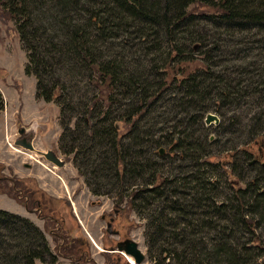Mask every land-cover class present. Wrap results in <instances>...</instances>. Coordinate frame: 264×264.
<instances>
[{"label": "rangeland", "instance_id": "obj_1", "mask_svg": "<svg viewBox=\"0 0 264 264\" xmlns=\"http://www.w3.org/2000/svg\"><path fill=\"white\" fill-rule=\"evenodd\" d=\"M103 1L97 0L98 7L103 8ZM61 3L63 0H37L30 6L34 11L43 4L47 23L43 26L36 21L41 26L39 37L52 33L55 37L52 43L27 38L29 44H35L46 55L45 68L41 64L39 68L45 85L57 95V99L47 101L37 94L36 77L25 70L29 48L21 39L20 19L8 14L0 2V90L4 100L0 109V211L29 219L43 235L51 251L42 259H34L33 264H135L133 257L110 251L109 245L125 236L139 243L145 255L141 264H178L174 253L187 251L179 246L180 240L171 238L173 230L180 234L179 238L188 236L193 246L199 245V253L226 241L238 245L247 264H264V200L258 201L259 210L249 213L250 217L258 214L256 220H249L247 226L238 220L241 204L251 201L249 204L254 206L245 208L255 211L254 190L264 191V31L249 20L237 17L228 22L211 6L191 4L187 10L195 17L189 18L190 28L186 25L177 39L189 50L199 41L202 52L194 48L198 54L193 53L189 61L172 62L173 69H178L177 74L174 70L171 73L177 77L174 82L161 69L170 52L163 30H152L146 39L140 38L136 27L138 32L134 35L126 33L125 37L106 39L96 36L98 32L93 28L89 30L96 64L116 61L115 66L129 76L122 85H132L140 76L147 78L149 83L144 82L146 90L141 98L157 91L158 98L148 111L134 118L130 111L141 104L133 89L136 84L126 94L118 86L112 89L107 81L97 78L98 69H93L70 42L72 31L89 19L82 5H91L80 0L83 11L79 10L78 16ZM116 9L120 10L118 6ZM115 16V11L110 10L102 15V20L115 21ZM159 45L162 48L157 50ZM186 70L198 76L181 85V75ZM166 79L168 86L164 84ZM196 83L201 86L197 90L201 95L189 96ZM220 92L228 93L225 100ZM109 96V102L105 101ZM61 107L65 109L63 114ZM209 113L220 121L206 123ZM134 121L142 127L141 131L153 134L152 138L145 137V145L133 140L138 134L131 132ZM34 122L38 126L36 148L55 150L65 159L64 167L10 144L19 126L29 128ZM81 124L82 131H78ZM108 128L122 145L119 152L127 153L123 165L119 163L120 171L124 169L120 176L124 188L116 184L118 153L112 149V138L99 140V134ZM174 130L180 133L179 143ZM156 141L161 144H153ZM137 153L141 154L139 159ZM255 159L257 163L249 165ZM138 162L143 167L134 168ZM203 165H207L212 186L217 189V206L224 205L225 212L219 213L207 202L195 199L200 194L192 180L198 166ZM135 187L147 192L134 198L131 189L134 191ZM152 187L158 191L155 199ZM174 188L180 194L173 192ZM184 197L186 211L181 218H175L173 207ZM115 208L120 209L119 215ZM111 215L115 218L111 230L118 229L119 235L107 230ZM176 224L179 229H175ZM8 227L3 223L0 231L6 236L5 243L15 242V247L8 244L4 248L11 255H18L11 260L25 264L22 259H28L26 252L31 247L28 240L34 237L35 247L40 240L26 230L15 237ZM225 228L232 229L230 235L235 236L227 240L222 234ZM246 244L253 250H244ZM257 246L258 251L254 249ZM179 255L185 258V254ZM191 260L187 262L192 264ZM4 263L5 258L0 256V264ZM213 264L227 262L219 259Z\"/></svg>", "mask_w": 264, "mask_h": 264}, {"label": "trees", "instance_id": "obj_2", "mask_svg": "<svg viewBox=\"0 0 264 264\" xmlns=\"http://www.w3.org/2000/svg\"><path fill=\"white\" fill-rule=\"evenodd\" d=\"M36 1L37 0H0L1 4L4 5V7L8 10L7 11L8 14H11V16H16L17 18L20 19L19 26H20L21 39L27 45V48H29V55H28L29 63L25 68L26 73L34 75L36 77L38 96L44 98L47 101H51L57 99V95H55L54 89H51L47 87V85H45L44 83L45 80L42 77L41 69L39 68L40 64L41 66H44V64L46 66L45 63L46 55H44L45 52L43 50L41 51L35 44L33 45L29 44L27 39V38L29 39L39 38L43 43L55 42L54 41L55 37L53 33L52 35L49 36H44L43 34H41V36L39 37V34L41 32V26L39 27L36 21L41 22L40 25H43V23H47V18L43 16L44 13L43 4L41 5V8L40 5L36 6L34 11H32V8H30L31 4ZM79 1L80 0H63V4L61 3L63 5V8H65L66 10L74 11L78 16H79L78 14L79 10L80 11L85 10L83 11L85 12L84 14L88 15L89 17L88 21L84 20L81 17L85 22L84 24H80L79 27L75 29V31H72L73 35L71 37L70 42L72 43L74 49L79 50V52L83 55V57L88 62V64L90 66H93V69L95 67L98 69L99 76L97 78L101 77V79L107 81L112 89L114 88V85L118 86L119 88L124 89L126 94L130 88H133L132 87L133 83L134 85L136 84L135 85L136 87L133 89H136V95L139 96V103L141 104L138 105V107L132 109L133 111L132 110L130 111L131 113L130 115L134 116V118L143 115L148 111V107L152 103H154V99L158 98L157 96H155L157 91H155L151 96H148V93L146 92L147 93L146 98L145 97L141 98L142 96H144V92L146 90V88L144 87V82L149 83L147 78H142L140 76L136 78L135 80L136 83L133 82L132 85L131 84L122 85L121 82L123 80L126 81L129 76H127L123 70L115 66L116 61L106 62L105 64H103V66L96 64L97 57L93 51V47L91 46L92 41H89V30L93 28L98 32V35L96 36L105 39L107 37L108 38H121V36L125 37L126 33H129L130 35H134L138 32L136 31L135 27L140 32V38H145V39L150 38L148 34L152 30L154 29L163 30L165 33V38L166 40H169V44H170V52L168 53V57L161 67L164 75L167 76H171L172 70L176 71L175 74H177L178 69H173L175 64H180V63L182 64L183 62L189 61V59L193 58L194 56L193 53L198 54L197 52H202L201 43L199 41L194 42L189 50L180 43H178L179 39H177V35L179 33L184 32V29L187 28L188 26H189L188 29L190 28V23L187 22L189 18L195 17L191 12L187 10L188 7L193 3L198 2L217 9L220 12V17H222L223 19H227L228 22H231L235 18L240 17L242 19L249 20V23L258 25L262 29V31H264V0H105L102 2L103 8L98 7L99 3L97 2V0H86L88 4H90L91 6L86 7L82 5L81 8L83 10L79 7L80 6ZM117 6L120 8V10L116 9ZM259 7H262V9L258 10ZM110 10L115 11L116 20L115 21L102 20V15H104L107 11L110 12ZM38 11L39 13H37ZM63 12L64 14H66L65 10H63ZM143 24H145V26H143ZM186 25L188 26L185 27ZM160 36L161 35H159V37ZM161 48L162 46L159 45L157 47V50H160ZM194 48H197L196 50L198 51L195 52ZM173 61H177V62L175 64H172ZM34 67L38 69H33ZM158 68H157V72L159 74ZM181 76H183L180 79L181 85H184L195 81L198 75H196V73H191L190 71L186 70ZM171 78H173V81L176 82L177 77L172 75ZM164 84L167 86L169 85L167 79L166 81H164ZM197 84L199 85V83H196L194 86H191L194 89L193 91L189 92L188 94L189 96L199 97L201 95V93L197 91L198 89H201V86L198 87ZM219 94L221 95V97H223L224 100L228 96L227 92H225V94L223 92L222 93L220 92ZM105 96L106 94L103 93V97ZM150 98L151 100H149ZM110 99L111 96H109L104 100L109 102ZM3 105H4L3 95L0 91V109H3ZM64 112L65 109L61 107V114H63ZM177 114H180V112H177ZM82 126H83L82 124L77 126L78 131H82L81 130ZM141 129L142 127H137L134 121L132 124L131 132L138 131V134L133 137V140L139 141L135 143L137 145H145L146 144L145 142H148V139H146L145 137L147 138L153 137V134L150 131H141ZM97 130L100 131V128H97ZM94 133H98V132L94 131ZM176 134H178L177 137L178 139H176V143L177 142L179 143V139L181 138L180 133L174 130L173 135ZM108 137H111L112 141L114 142L112 145V149L117 151L118 153V157H117L118 167L117 169L114 170L116 174L115 177L118 180L116 184H119L120 188H124V183L120 181L121 178L120 176H122L123 174L122 172L124 169L122 168V171H120L119 163H121L122 161L124 162V158H126L127 153L126 151H123V153L119 152L121 150L122 145H118L116 141L117 136L115 137V135H113V132H111L109 128L107 129V131L104 130V132H101L99 134V140L105 141ZM77 138L78 137H76L75 139ZM153 144H161V142L156 141V143L154 142ZM153 153H155L154 149H152V154ZM137 155L139 159L141 154L137 153ZM206 161H208V159H206ZM205 166L207 165L198 166V170L196 171L197 172L196 178L192 180V182L195 183L194 187L196 189L197 194H200V197H196L195 199H197V202L199 203H202L203 201L207 202V205L209 207L216 208L219 211V213H222L223 211L225 212L226 209L224 205L217 206L218 200L214 194L217 191V189L212 186L214 183L210 181V176H208V171L206 170ZM140 167H143V164L141 162H138V165L134 166V168H140ZM154 188L152 187L151 190L149 189L151 192H153V198L156 197L155 194L156 195L158 194V191H156ZM156 189H158V187H156ZM261 189H264V186H262ZM172 191L176 192V194H180L177 192V188L172 189ZM131 192H132L131 195H133V197L136 198L138 195H140V193H146L147 191L144 189H139V187H135V190L133 191L131 189ZM207 194H211L210 196L211 200L209 199V197H205ZM253 194L255 200L253 199L252 202L255 201L256 203L255 206L258 204L259 200L261 199L264 200V191L260 192V189L257 188L254 190ZM181 195L184 194L181 193ZM238 197H239L238 201L242 202V197L240 196ZM185 202L186 199L184 197L183 202L178 201L177 203H175V206L173 207L175 218L176 217L181 218V216L184 215L183 213L186 211V208H184L183 205H185ZM250 202L251 201H246V203H242L241 204L242 210L239 209L240 219L238 218V220L244 226L248 225L249 220L254 221L257 218L258 214L250 217L251 215L249 213L256 212L257 210L260 209V207L256 206L257 209L255 211L246 210L245 208L246 205H248L249 208L250 206L251 208L254 206L252 204H249ZM176 213H178V215H176ZM3 223L9 226L8 228L10 229V233L15 235V237H18L20 231L24 232V230H26L35 234L38 240H40L39 245H36V247L34 243L35 242L34 237H31L28 240L30 242L31 247H29V250L26 252V255L28 256L26 257L28 259L25 258L22 259L25 262V264H33L34 259L37 258L42 259L44 258L45 255L50 253L51 250L44 242L43 235L39 233L37 229H35L33 223L29 219L22 218L20 215L8 213L7 211H0V225H2ZM175 229H179V225L176 224ZM170 232L172 234L171 238L175 240H180L179 246H182L183 249L187 251L186 253H180V252L178 254L174 253V255L178 256L177 259H175L178 260V264H190L187 261L191 259H192L191 260L192 264H213V262L215 263V261L219 259H223L224 261L227 262V264H247L245 257L242 256L240 249L237 247L238 245H234L235 246L234 247L232 245H229L228 242L224 241V243H220L217 246L215 245L211 251L202 250L199 253V250H197V248H199V245L193 246L192 241L189 240L188 236L179 238L180 234L177 233L176 230ZM232 233L233 231L230 228L229 229L225 228V230L222 232V234L226 236L227 240L228 238H233L235 236V235H230ZM250 233L253 234L252 231ZM5 239L6 236L5 235L3 236V232L0 231V256L5 258L4 264H24L21 260H14L15 257L18 258V255L16 256L15 253L14 255H11L9 252H7L4 246H7L9 244L13 248L15 247V245H13V243L15 244V242L9 241L8 244H6L4 241ZM254 249L258 251V249L260 248L257 246ZM244 250L251 251L253 250V247L248 245L244 247ZM261 253L263 254L264 257V249H261ZM179 254H185V258H181ZM168 256L169 255H167V257ZM12 257L14 258L11 260Z\"/></svg>", "mask_w": 264, "mask_h": 264}, {"label": "water", "instance_id": "obj_3", "mask_svg": "<svg viewBox=\"0 0 264 264\" xmlns=\"http://www.w3.org/2000/svg\"><path fill=\"white\" fill-rule=\"evenodd\" d=\"M216 120L219 122L220 119L217 115L209 113L206 117V123H210L211 121ZM37 122H34L29 128L25 126L18 127V136L15 139V145L22 147L25 150L35 151L37 154L44 156L48 161L54 163L55 165L62 167L66 164V161L58 156V154L52 150L47 149V151L39 150L34 145V139L37 136ZM161 154L164 153V149H160ZM256 163V159L250 162V165ZM125 243V246H123ZM118 250L125 252L135 258L137 264H141L145 255L139 247V243L134 239H127L118 246Z\"/></svg>", "mask_w": 264, "mask_h": 264}, {"label": "flooded vegetation", "instance_id": "obj_4", "mask_svg": "<svg viewBox=\"0 0 264 264\" xmlns=\"http://www.w3.org/2000/svg\"><path fill=\"white\" fill-rule=\"evenodd\" d=\"M63 160H64V159H63ZM119 210H120L119 208H115V214H116V215H119ZM114 221H115V218L111 215V216H110V221L107 222V230H108L112 235H119L120 231H119L118 229H116V230H111ZM128 238H130V237L125 236V237H123V238L117 239L116 241H113V242L111 243V245H109L110 247L113 248V249L111 248L112 250L110 249V251H113L114 253H120V252H118V251H116V250H114V249L117 248V247L119 246V244H121V242L127 240ZM123 246H125V243H123Z\"/></svg>", "mask_w": 264, "mask_h": 264}, {"label": "bare ground", "instance_id": "obj_5", "mask_svg": "<svg viewBox=\"0 0 264 264\" xmlns=\"http://www.w3.org/2000/svg\"><path fill=\"white\" fill-rule=\"evenodd\" d=\"M10 144H12V143H10ZM128 256V255H127ZM130 256V255H129ZM132 257V256H131ZM131 259V258H130ZM132 260V259H131ZM135 260V259H134ZM133 261V260H132ZM136 264V263H135Z\"/></svg>", "mask_w": 264, "mask_h": 264}]
</instances>
